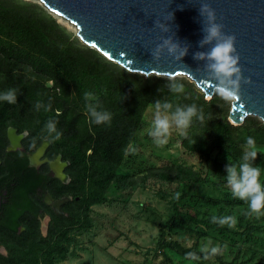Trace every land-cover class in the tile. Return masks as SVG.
Here are the masks:
<instances>
[{
	"label": "trees",
	"instance_id": "trees-1",
	"mask_svg": "<svg viewBox=\"0 0 264 264\" xmlns=\"http://www.w3.org/2000/svg\"><path fill=\"white\" fill-rule=\"evenodd\" d=\"M173 77L185 86V92L179 96L171 94L167 87L161 89L167 83V76L130 72L106 59L94 48L83 44L40 4L27 0H0V92L18 89L16 104L0 101V144H5L8 126L19 131L28 130L32 143L46 138L51 153H60L69 162L67 171L71 185L65 187V192L72 195L71 201L64 204L66 215L51 211L48 233L43 236L35 216L29 211L17 210L24 192L30 190L29 176L26 174L25 178L23 169H18L16 174L20 177L14 178L17 186L9 189L15 195L7 200L5 211H0V244L7 251L0 253V264H54L56 259L64 258L71 229L87 232L92 227L90 206L106 202L112 184L122 189L134 184L132 177L120 166L126 149L136 137L146 107L158 98L174 104L196 103L203 108L206 122H193L182 144L204 162L220 151L228 152L239 162L249 136L264 145V123L258 117L247 116L242 124L233 125L227 118L231 102L215 93L206 98L188 78ZM84 92L94 93L102 108L112 113L110 124L91 122ZM37 101L44 104L51 101V110L36 111L33 105ZM49 120L56 121L57 129L62 133L59 140L47 137L44 129ZM263 163L264 153L259 152L254 164L260 168ZM9 172L5 167L0 170L4 178ZM153 174L164 181L177 182L182 189L179 197L173 200V215L167 224L170 230L179 226L178 206L222 208L242 203L233 196L217 199L187 194L184 190L202 182L204 175L183 164L156 167ZM187 216L194 223L212 227L221 234L238 232L227 225L213 223L214 215L211 214L204 213L197 218L187 213ZM239 220L235 226L243 228L242 234L251 235L256 228L254 221L246 219L241 224L242 219ZM17 223L24 227L22 233H17ZM185 231L195 235L193 246L185 247L176 240H166L161 232L160 247H168L184 257L188 252H196L203 258L198 241L207 233L191 228H185ZM212 257L220 264H231L224 261L220 253Z\"/></svg>",
	"mask_w": 264,
	"mask_h": 264
},
{
	"label": "rangeland",
	"instance_id": "rangeland-1",
	"mask_svg": "<svg viewBox=\"0 0 264 264\" xmlns=\"http://www.w3.org/2000/svg\"><path fill=\"white\" fill-rule=\"evenodd\" d=\"M27 1L43 6L39 0ZM49 13L75 34V26L72 23ZM47 84L51 85V82ZM153 112L152 104L148 105L136 137L129 145L136 151H128L120 166L121 170L132 177L134 184L127 189L112 184L108 190L107 201L91 205L89 208L92 227L87 232L71 229L67 252L64 258L56 259L54 264H220L213 257L201 258L199 261L187 260L168 247H160L161 232L166 240H176L185 247L193 246L196 237L185 231V228L205 231L207 235L199 239L198 248L219 246L220 254L227 263L264 264V215H249L245 201L221 206L222 208L207 205L195 208L178 206L179 226L168 229V221L173 215V200L182 189L177 182L158 178L153 174V169L171 164L192 167L204 175V180L186 188L184 192L196 196L231 199L233 195L224 179L227 175L225 168L229 163L228 156L233 163L237 161L225 151L214 152L210 161H202L197 154L184 148V136L175 128L166 145L156 146L148 135ZM256 145L257 150L264 153V145ZM260 169V182L264 184V163ZM187 213L197 218L204 213L217 217L233 216L236 224L240 221L239 218L242 219L241 224H244L246 219H251L256 228L251 235L242 234L243 228L239 226L234 227L238 232L221 234L212 227L194 223ZM45 232L43 227V236L46 235ZM0 251L6 253L2 248Z\"/></svg>",
	"mask_w": 264,
	"mask_h": 264
},
{
	"label": "water",
	"instance_id": "water-1",
	"mask_svg": "<svg viewBox=\"0 0 264 264\" xmlns=\"http://www.w3.org/2000/svg\"><path fill=\"white\" fill-rule=\"evenodd\" d=\"M49 12L75 26L79 40L106 59L130 72L144 75L184 76L211 98L215 84L206 79L204 61L193 58L203 38L199 7L205 0H39ZM215 10L223 32L235 35L242 75L240 98L230 103L228 120L240 125L247 116L264 123V0H206ZM157 23L169 26L162 31ZM172 36L188 53L181 60L166 53L159 61L151 52L162 39ZM67 198L55 202L59 204ZM1 202V201H0ZM59 212V211H58Z\"/></svg>",
	"mask_w": 264,
	"mask_h": 264
},
{
	"label": "clouds",
	"instance_id": "clouds-1",
	"mask_svg": "<svg viewBox=\"0 0 264 264\" xmlns=\"http://www.w3.org/2000/svg\"><path fill=\"white\" fill-rule=\"evenodd\" d=\"M199 15L202 18L203 38L199 41V47L204 48L208 45L207 51H197L193 54V58L198 61H204L203 71L205 77L214 82V93L220 96L226 102L238 101L240 98L241 82L251 83L250 78H245L242 75L240 67V57L237 53L235 44V35H228L223 32V25L217 23L215 10L210 3L202 2L199 7ZM162 31L167 32L169 26L164 23H157ZM172 56L175 59L181 60L188 53V46L181 45L175 41L172 36H167L162 39V42L157 44L151 52L154 60L159 61L163 54ZM167 83L161 87H167L168 91L179 96L185 92V86L175 77H168ZM159 89V91L161 90ZM18 97V89L9 88L0 92V101L8 104H16ZM86 101V109L91 122L96 125L110 124L112 121V113L103 109L99 98L92 92L83 93ZM36 111L51 110V101L44 104L42 101H37L33 105ZM154 109L153 119L148 132L153 143L160 147L168 143L172 130H178L181 136H187V130L192 126L193 122L204 124L206 122V114L202 107L196 103L180 104L173 103L165 99H156L152 102ZM47 137L52 140H59L62 133L57 129V123L54 120H49L45 124ZM35 147V141L32 144ZM135 153L136 149L129 146L126 149ZM256 141L249 136L246 139L242 156L237 163H233L228 156L229 163L225 168L227 175L224 177L228 187L231 190L233 197L245 201L248 204L249 215L255 214L257 217L264 215V184L260 182L261 169L254 164L258 155ZM179 193L176 194L177 198ZM212 222L220 226L227 225L234 228L236 219L233 216H213ZM221 249L216 247H203L200 252L203 253V259H209L212 256L218 255ZM185 259L191 261H199L201 256L196 252H188L185 254Z\"/></svg>",
	"mask_w": 264,
	"mask_h": 264
},
{
	"label": "flooded vegetation",
	"instance_id": "flooded-vegetation-1",
	"mask_svg": "<svg viewBox=\"0 0 264 264\" xmlns=\"http://www.w3.org/2000/svg\"><path fill=\"white\" fill-rule=\"evenodd\" d=\"M28 135V130L19 131L8 126L5 131V144H0V170L5 167L10 171L7 178L0 174V211H5L7 200L15 195L13 191L10 193L9 189H15L17 181L14 178L20 177L16 172L23 169L24 177H27L26 174L29 176L27 184L30 190L24 192L23 198L18 197L21 198V203L18 204L17 210L32 213L38 221L39 232L41 233L44 227L47 235L52 220L51 211L66 215L64 204L72 199L71 193L65 192V187L71 185V176L67 171L69 162L60 153H51L50 142L46 138L35 143L33 147ZM63 198L67 199L59 204L57 210L54 204ZM23 230L24 227L17 223V233H22ZM1 248L6 251L2 244L0 250Z\"/></svg>",
	"mask_w": 264,
	"mask_h": 264
},
{
	"label": "bare ground",
	"instance_id": "bare-ground-1",
	"mask_svg": "<svg viewBox=\"0 0 264 264\" xmlns=\"http://www.w3.org/2000/svg\"><path fill=\"white\" fill-rule=\"evenodd\" d=\"M57 16H59L60 17V19H63V20H66V19H64V18H62L60 15H57ZM59 19V20H60ZM66 21H68V20H66ZM65 22V21H64ZM69 22V21H68ZM70 23V22H69Z\"/></svg>",
	"mask_w": 264,
	"mask_h": 264
}]
</instances>
